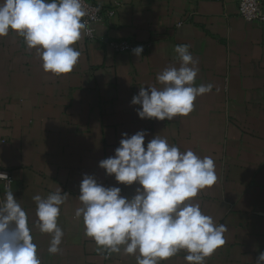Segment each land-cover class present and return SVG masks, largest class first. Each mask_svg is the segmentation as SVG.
<instances>
[{"label": "crops", "instance_id": "0c3cea01", "mask_svg": "<svg viewBox=\"0 0 264 264\" xmlns=\"http://www.w3.org/2000/svg\"><path fill=\"white\" fill-rule=\"evenodd\" d=\"M91 1L120 8L96 27L95 39L82 35L75 45L81 56L69 74L46 73L18 34L0 37V169L13 176L11 191L29 217L41 264H136L123 250H97L75 211L83 206L84 175L135 195L138 184H119L99 163L115 155L122 134L139 131L147 132L145 147L160 134L181 151L214 160L217 183L194 202L227 231L204 264H256L264 252V26L239 17V0ZM120 40L146 49L140 57L115 53L108 43ZM176 45H189L198 61L196 85L213 89L195 100L188 116L140 119V106L131 101L140 87H160L157 74L176 63ZM59 189L69 196L58 218L61 250L53 255L51 236L33 227V197ZM185 255L161 264H188Z\"/></svg>", "mask_w": 264, "mask_h": 264}, {"label": "clouds", "instance_id": "9594fccd", "mask_svg": "<svg viewBox=\"0 0 264 264\" xmlns=\"http://www.w3.org/2000/svg\"><path fill=\"white\" fill-rule=\"evenodd\" d=\"M83 0H0V37L10 32L22 37L36 51L43 70L56 76L74 70L81 56L75 45L88 34ZM189 45H176V63L157 74L160 87H140L131 103L140 106V119L172 120L188 116L195 100L213 89L211 83L196 85L198 61ZM140 57L143 47L133 49ZM115 155L99 167L122 185L138 184L135 195H122L119 187H105L94 176L84 175L80 184L76 218L83 217L85 236L97 250L134 255L136 264H161L179 252L188 264H204L225 243L227 227L217 225L194 202L200 191L218 180L211 157L192 150L181 151L156 135L145 147L146 131L122 134ZM69 194L61 189L46 198L35 195L33 227L51 236L48 252L58 254L64 232L58 226L60 206ZM33 242L29 217L6 189L0 200V264H41ZM256 264H264L261 252Z\"/></svg>", "mask_w": 264, "mask_h": 264}, {"label": "built area", "instance_id": "2783aa9c", "mask_svg": "<svg viewBox=\"0 0 264 264\" xmlns=\"http://www.w3.org/2000/svg\"><path fill=\"white\" fill-rule=\"evenodd\" d=\"M83 4L87 10V16L84 19L88 22L90 32L84 34L88 40L95 39L96 27L105 23L107 19H112L116 16L120 8L119 4L110 6L98 5L91 0H83ZM238 15L249 24H257L264 26V0H239L238 1ZM182 22L176 25L181 27ZM109 48L115 53L133 52L138 46L127 40L111 41L108 43ZM143 50L146 46H142ZM14 179L11 172L0 169V200L4 199L6 189L13 187Z\"/></svg>", "mask_w": 264, "mask_h": 264}]
</instances>
